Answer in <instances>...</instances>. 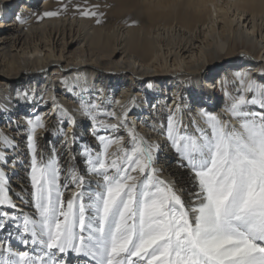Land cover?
<instances>
[{
  "label": "snow or ice",
  "instance_id": "1",
  "mask_svg": "<svg viewBox=\"0 0 264 264\" xmlns=\"http://www.w3.org/2000/svg\"><path fill=\"white\" fill-rule=\"evenodd\" d=\"M260 76L235 74L223 115L201 110L185 124L181 109H170L159 125L165 145L141 135L127 108L117 118L80 101L98 142L78 152L83 167L65 165L55 148L45 158L39 134L47 126L39 114L28 119L31 191L28 200L17 195L30 210L11 199L0 167V234L6 232L0 264H264V72ZM46 107L60 109L59 124L74 125L56 97ZM17 146L0 132V165L14 163L7 152ZM166 148L178 178L163 176L159 156Z\"/></svg>",
  "mask_w": 264,
  "mask_h": 264
},
{
  "label": "bare ground",
  "instance_id": "2",
  "mask_svg": "<svg viewBox=\"0 0 264 264\" xmlns=\"http://www.w3.org/2000/svg\"><path fill=\"white\" fill-rule=\"evenodd\" d=\"M14 1L0 0V132L18 146L7 152L14 163L0 167L24 212L17 194L28 200L31 191L28 119L39 114L47 126L39 134L45 158L55 148L65 165L83 167L78 152L98 142L80 101L117 118L127 108L141 135L165 145L159 125L170 109H181L185 124L201 110L223 115L235 74L264 72V0H19V9ZM52 97L75 122L67 138L60 109L46 107ZM173 155L166 148L159 156L165 179L178 178Z\"/></svg>",
  "mask_w": 264,
  "mask_h": 264
},
{
  "label": "rangeland",
  "instance_id": "3",
  "mask_svg": "<svg viewBox=\"0 0 264 264\" xmlns=\"http://www.w3.org/2000/svg\"><path fill=\"white\" fill-rule=\"evenodd\" d=\"M14 1V0H13ZM18 1L19 0H15L14 2H15V6H16V3H18ZM43 0H35V2H36V5H38V4H40V2H42ZM13 2V3H14ZM16 8L17 9H19V6H16ZM74 49V48H73ZM70 50H72V48L70 49ZM108 59H106V60H109V57H107ZM214 81V80H213ZM190 108H192V106H190ZM74 114V113H73ZM67 127H68V124L67 123H64L63 124V131H66L67 132ZM80 130H81V134H86V130H84L83 129V127H81V128H79ZM7 159L9 160V156H7Z\"/></svg>",
  "mask_w": 264,
  "mask_h": 264
}]
</instances>
